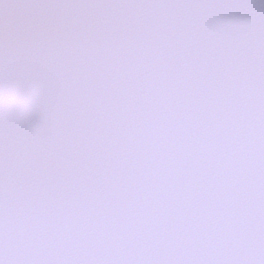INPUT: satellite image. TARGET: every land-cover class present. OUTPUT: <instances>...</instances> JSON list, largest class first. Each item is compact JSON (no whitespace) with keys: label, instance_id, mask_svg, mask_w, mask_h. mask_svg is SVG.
Wrapping results in <instances>:
<instances>
[{"label":"snow or ice","instance_id":"snow-or-ice-1","mask_svg":"<svg viewBox=\"0 0 264 264\" xmlns=\"http://www.w3.org/2000/svg\"><path fill=\"white\" fill-rule=\"evenodd\" d=\"M0 264H264V0H0Z\"/></svg>","mask_w":264,"mask_h":264}]
</instances>
